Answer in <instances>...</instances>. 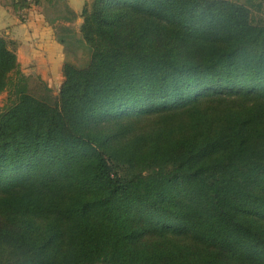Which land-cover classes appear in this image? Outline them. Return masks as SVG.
Wrapping results in <instances>:
<instances>
[{"label": "trees", "instance_id": "16d2710c", "mask_svg": "<svg viewBox=\"0 0 264 264\" xmlns=\"http://www.w3.org/2000/svg\"><path fill=\"white\" fill-rule=\"evenodd\" d=\"M82 17L57 93L0 36V264H264V0Z\"/></svg>", "mask_w": 264, "mask_h": 264}, {"label": "crops", "instance_id": "0c3cea01", "mask_svg": "<svg viewBox=\"0 0 264 264\" xmlns=\"http://www.w3.org/2000/svg\"><path fill=\"white\" fill-rule=\"evenodd\" d=\"M89 0H0V36L16 48L18 61L28 76L41 78L58 91L64 78V46L58 40L61 27L80 32L82 12Z\"/></svg>", "mask_w": 264, "mask_h": 264}, {"label": "rangeland", "instance_id": "374dc122", "mask_svg": "<svg viewBox=\"0 0 264 264\" xmlns=\"http://www.w3.org/2000/svg\"><path fill=\"white\" fill-rule=\"evenodd\" d=\"M88 58H89L88 51L83 46L80 49H78L77 51L72 52L68 59L72 62L77 63L78 65H84L88 61ZM53 91L55 93L58 92V91H55L54 89H53ZM5 98H6V95L0 96V106L3 105Z\"/></svg>", "mask_w": 264, "mask_h": 264}, {"label": "built area", "instance_id": "2783aa9c", "mask_svg": "<svg viewBox=\"0 0 264 264\" xmlns=\"http://www.w3.org/2000/svg\"><path fill=\"white\" fill-rule=\"evenodd\" d=\"M20 1H24V2H26L27 4H32V3H34L36 0H20Z\"/></svg>", "mask_w": 264, "mask_h": 264}]
</instances>
